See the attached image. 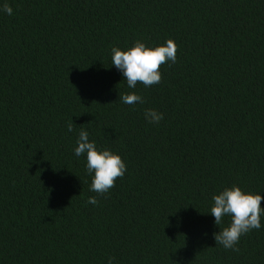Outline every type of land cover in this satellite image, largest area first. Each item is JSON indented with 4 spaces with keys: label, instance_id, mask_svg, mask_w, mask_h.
Segmentation results:
<instances>
[{
    "label": "trees",
    "instance_id": "1",
    "mask_svg": "<svg viewBox=\"0 0 264 264\" xmlns=\"http://www.w3.org/2000/svg\"><path fill=\"white\" fill-rule=\"evenodd\" d=\"M5 3L0 264H264V217L233 251L214 238L230 217L210 214L233 185L264 196V0ZM169 38L162 81L129 88L111 49ZM132 92L145 102L119 99ZM82 129L127 166L103 195L74 152Z\"/></svg>",
    "mask_w": 264,
    "mask_h": 264
},
{
    "label": "clouds",
    "instance_id": "2",
    "mask_svg": "<svg viewBox=\"0 0 264 264\" xmlns=\"http://www.w3.org/2000/svg\"><path fill=\"white\" fill-rule=\"evenodd\" d=\"M3 12L11 15L12 7L5 3ZM179 45L171 38L165 44L148 47L140 40L127 50L119 47L111 49V63L122 72L124 80L129 88H135L138 83L144 87H151L162 81L160 68L163 64L171 61L176 62ZM119 99L128 105L137 102L144 103L141 95L135 92L121 94ZM145 117L149 123H159L164 117L163 113L155 109L145 110ZM68 131H73V123L67 125ZM77 147L74 149L77 157L86 154V169L93 174L91 191L103 195L115 187L118 179L124 177L127 166L121 156L109 149H99L95 141L89 140V133L86 130L79 132ZM213 206L210 214L215 218V224L220 225L224 218L230 217V225L224 227L218 233H214L216 244L222 245L225 249L239 251L235 245L240 241L242 235L253 229L261 228V218L264 217V207L261 206L264 196L246 192L241 187L233 185L225 188L219 194L212 197ZM87 203L97 205L99 201L95 196L89 197ZM114 258L109 257L108 264H113Z\"/></svg>",
    "mask_w": 264,
    "mask_h": 264
}]
</instances>
